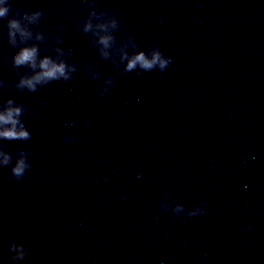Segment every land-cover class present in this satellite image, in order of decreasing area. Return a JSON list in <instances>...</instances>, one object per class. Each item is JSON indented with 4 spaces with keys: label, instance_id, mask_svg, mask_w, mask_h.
I'll use <instances>...</instances> for the list:
<instances>
[{
    "label": "clouds",
    "instance_id": "1",
    "mask_svg": "<svg viewBox=\"0 0 264 264\" xmlns=\"http://www.w3.org/2000/svg\"><path fill=\"white\" fill-rule=\"evenodd\" d=\"M81 2L89 10L87 16L76 21V26L82 33L92 37L91 43L95 45L100 58L104 60H108L110 57L117 58L119 63H116L115 59L113 62L116 63L117 68L123 65L121 70L125 73L138 69L144 72L159 70L163 73L172 63L171 57L166 56L158 45L154 44L147 52L137 51L138 45L132 36L118 40L116 32H121L122 36L126 35L118 15L115 12L110 13L108 10L98 9L95 0H81ZM11 9L10 0H0V19L7 21V43L17 49L12 55L10 63L18 79L11 86L20 92L26 90L29 93H35L55 81L73 79L74 73L77 72V65L67 59L72 56V50L66 51L58 46L63 43V37L60 34L46 33L39 28L40 22L44 18L43 10L17 8L12 12ZM60 27L62 31L63 26ZM41 43L47 45L43 49L45 53L53 54L41 55ZM129 43L131 44V53L126 50ZM8 60V57L3 58L5 63ZM21 68L26 69L23 74L19 71ZM85 70L87 71V67ZM90 79L97 80L99 76L90 77ZM105 85L114 87L113 78L109 77L104 81L103 90L99 92L100 96H104L109 91ZM8 86L3 80H0V87L7 88ZM28 110L27 107L17 103L14 99H7L0 103V140L27 141L31 139V133L21 118ZM28 156L29 153L25 150H18L13 163V155L0 148V168L10 166L11 179L20 181L26 175L27 170L32 167ZM177 210L180 209L177 208ZM189 216H195V214L190 213ZM7 251L15 253V255H10L12 264H19L28 256L30 248L21 238L18 241L10 240Z\"/></svg>",
    "mask_w": 264,
    "mask_h": 264
}]
</instances>
